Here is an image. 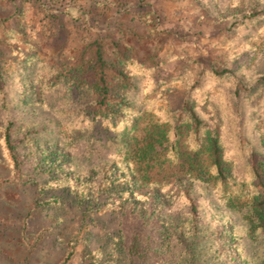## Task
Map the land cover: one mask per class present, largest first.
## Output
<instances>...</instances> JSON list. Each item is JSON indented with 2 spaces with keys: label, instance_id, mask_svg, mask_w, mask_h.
I'll use <instances>...</instances> for the list:
<instances>
[{
  "label": "trees",
  "instance_id": "1",
  "mask_svg": "<svg viewBox=\"0 0 264 264\" xmlns=\"http://www.w3.org/2000/svg\"><path fill=\"white\" fill-rule=\"evenodd\" d=\"M19 12L15 6L0 16V140L12 178L38 182L39 192L65 189L85 210L120 211L113 242L125 264H201L191 243L162 220V203L132 189L159 186L156 169L162 165L184 162L211 179L212 188L207 180L189 177L172 197L179 203L173 212L186 213L192 229L200 217L188 194L195 180L204 184L200 193L207 188L220 201L223 189L237 193L242 182L251 186L255 179L262 187L257 204L264 208V155L256 157L257 138L244 134V110L257 107V88L238 86L229 72L198 61L176 74L157 75L174 56H156L161 44L154 45L155 53L144 51L143 34L122 23L94 30L76 52L49 62L16 36L19 25H5ZM151 12L130 17L145 32L164 37ZM248 15L262 17L264 9ZM180 78V102L173 109L163 107L161 102L175 91L171 83ZM48 203L55 205L56 196ZM251 209L255 218L250 221L242 215L233 218L241 245L250 241L253 224H264L263 210ZM89 264L97 263L89 259Z\"/></svg>",
  "mask_w": 264,
  "mask_h": 264
},
{
  "label": "rangeland",
  "instance_id": "2",
  "mask_svg": "<svg viewBox=\"0 0 264 264\" xmlns=\"http://www.w3.org/2000/svg\"><path fill=\"white\" fill-rule=\"evenodd\" d=\"M15 6L20 12L5 25H19L21 33L16 36L27 39L46 61L60 62L76 52L94 30L122 23L143 34L140 46L144 51L155 53L154 45L161 44L156 56L162 60L174 56L158 69L157 75L176 74L198 61L229 72V79L233 78L238 86L257 88V107L244 110V134L257 138L256 157L264 155V95L260 93L264 89V16L248 15L249 11L263 10L264 0H0V16H6L2 13ZM143 10L152 11L155 29L167 35L159 38L151 30L145 32L130 17L132 12ZM170 87L175 91L161 104L173 109L183 94V78L173 81ZM156 171L159 186L132 189L151 194L155 202L162 203V220L175 236L191 243L201 264L264 263V238L258 237L264 234V224H253L250 241L241 245L240 231L233 220L239 215L248 221L255 218L251 206L264 212L257 204L261 184L253 179L251 186L242 182L237 193L223 189L218 194L222 200L218 201L207 188L200 193L204 184L193 181L188 194L200 217L192 229L186 213L173 212L179 203L174 204L172 197L189 177L207 180L212 188L211 179L206 172L184 162L162 165ZM37 185L35 181L12 178L11 164L0 140V264H89V259L97 264H125L122 251L113 242L120 227V211L85 210L65 189L39 192ZM53 195L57 198L55 205L48 203Z\"/></svg>",
  "mask_w": 264,
  "mask_h": 264
}]
</instances>
